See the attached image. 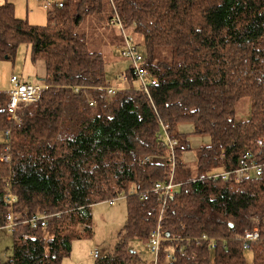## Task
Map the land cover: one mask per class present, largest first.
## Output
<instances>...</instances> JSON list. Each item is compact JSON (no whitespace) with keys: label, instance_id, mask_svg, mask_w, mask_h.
I'll list each match as a JSON object with an SVG mask.
<instances>
[{"label":"trees","instance_id":"1","mask_svg":"<svg viewBox=\"0 0 264 264\" xmlns=\"http://www.w3.org/2000/svg\"><path fill=\"white\" fill-rule=\"evenodd\" d=\"M65 1L47 10L44 25L18 17L12 2L0 1V60L15 59L26 44L32 61L46 67L37 80L46 85L41 99L21 113V124L8 119L9 97L0 90V153L6 144L11 148V160L0 159V225L9 212L8 192L16 196L21 220L50 215L45 228L19 223L14 231L1 230L12 233L13 243L0 264H61L73 241L93 236V206L119 198L125 199V222L118 242L94 264H144L130 242L148 247L162 208L165 239L156 264H264V176L238 180L234 174L247 148L264 161V145L255 142L264 139V0ZM117 15L157 81L150 96L128 88L108 99V58L77 30L94 16L118 30L121 52L123 34L112 24ZM167 49L171 56L163 59ZM125 72L136 86L130 66ZM245 99L250 112L240 120L236 104ZM160 121L178 141L176 186L164 205L161 192L152 191L172 174ZM185 124L192 132L181 131ZM191 136L210 141L195 148ZM223 170L230 172L226 178L210 176ZM253 218L261 236L245 249L243 235Z\"/></svg>","mask_w":264,"mask_h":264},{"label":"rangeland","instance_id":"2","mask_svg":"<svg viewBox=\"0 0 264 264\" xmlns=\"http://www.w3.org/2000/svg\"><path fill=\"white\" fill-rule=\"evenodd\" d=\"M26 1V0H25ZM42 3V2H41ZM36 0H29L27 2L29 15L32 16L36 24H47V10L43 3ZM26 2L23 4L25 8ZM20 10V8H19ZM106 23L97 20L96 17L91 16L84 21L78 28V32L84 34L88 41H90L94 49H100L108 58L107 72L109 76V83L115 86H120L117 76L120 72L125 71L130 66V61L123 57L119 44L121 42V35L116 28H106ZM134 38L139 42L141 36L133 33ZM139 49L142 50L141 46ZM169 51L161 50L160 57L169 59L171 56V49ZM16 74L23 77L24 80L31 82L37 81V77L44 75V70L38 61L33 63L30 56V49L26 44H21L17 50L15 59L0 60V87H10V77ZM42 74V76H41ZM129 84V82H128ZM131 86V85H130ZM251 100H240L236 104L237 119H246L250 112ZM25 111V109H24ZM186 128H191L187 125ZM207 136H197L192 138L191 142L195 148L207 143ZM0 141H2V134L0 133ZM206 145V144H205ZM191 156V162H195L196 155L194 153H187ZM194 168V165H192ZM93 236L91 238H82L73 241L71 254L63 258L61 264H93L94 257L93 250L99 252V256L106 254L108 251L114 249L118 242V233L123 228L125 222V199H118L113 202L99 203L93 207ZM3 235H5L3 237ZM13 237L11 232L0 233V258L2 260L8 259L12 254ZM131 247L140 251L144 264H152L154 256L149 251L147 244L144 241L133 240L130 242ZM252 252L246 251V258L250 263L252 261Z\"/></svg>","mask_w":264,"mask_h":264},{"label":"built area","instance_id":"3","mask_svg":"<svg viewBox=\"0 0 264 264\" xmlns=\"http://www.w3.org/2000/svg\"><path fill=\"white\" fill-rule=\"evenodd\" d=\"M43 3V6L46 10H51L53 5L56 4L59 8L63 7L65 0H39ZM112 24L117 25L123 34L124 43L121 46V54L123 57L127 58L130 61V68L134 78L136 79V86H130L128 84V77L125 71H122L117 78L120 82V86H115L114 84L109 83L106 89V96L108 99H111L116 92L123 89L134 88L137 91L144 92L146 95L150 96V89L152 86L156 85V79L149 73L145 67V57L143 53L138 50L137 46L133 41V37L128 31L125 30L124 23L122 19L117 15L113 20ZM10 87L5 91L8 94V101L6 104L7 117L9 120L13 121L15 124H21V113L24 109L28 108L30 105L36 104L42 96V92L46 85L39 81H28L14 74L10 78ZM79 89V88H78ZM161 122V121H160ZM162 131L159 134V139L162 142L163 146L169 147L170 153L168 159L172 160V174L170 180L166 184L156 183L152 191L161 192L163 205L166 202L167 197L172 193L176 184L173 182V175L175 169V147L178 144V141L173 138L169 133L168 125H165L161 122ZM11 134L10 130L5 131V137L9 138ZM256 144L262 147L264 145V139L259 137L255 140ZM155 157L153 155L145 157L142 162L151 161ZM0 159L4 162H9L11 160V148L9 144L4 145L0 153ZM230 172L223 170L216 174H210L212 177H222L226 178ZM235 177L240 180L245 177L259 178L264 176V161L259 160L250 148L244 150L241 155L238 166L234 170ZM149 195V191L141 193V198L146 199ZM124 198V195L121 197ZM120 199V198H119ZM4 200L9 207V212L6 215L5 223L0 225V231H14L19 223L29 224L32 228H45L48 224L49 214H35L30 218L20 219L18 215L14 212V204L16 202V196L13 193L8 192L4 195ZM163 208L160 211L159 220L157 226L151 232L148 249L154 256V263L156 264L160 249L161 243L165 239V235L162 230L161 218L163 214ZM261 236L259 220L253 218L251 220L250 227L247 228L243 235V247L249 249L251 245L258 241ZM202 238L208 239L206 235ZM212 243V247L215 246L216 239H209ZM94 259H98L99 252L97 250L92 251ZM169 259L175 258L174 249H170L167 252Z\"/></svg>","mask_w":264,"mask_h":264},{"label":"crops","instance_id":"4","mask_svg":"<svg viewBox=\"0 0 264 264\" xmlns=\"http://www.w3.org/2000/svg\"><path fill=\"white\" fill-rule=\"evenodd\" d=\"M0 1H4V0H0ZM8 1H10V2H12L13 4H14V6H15V12H16V15L18 16V17H20V18H27L28 20H29V22L31 23V24H36V23H38L37 21H35V19L31 16L30 17V15H29V9H28V5H27V2H29V0H8ZM36 1H38V2H40L39 0H36ZM24 2H26V4H25V8H23V4H24ZM41 3V2H40ZM42 4V3H41ZM19 8H20V10H19ZM46 24V23H45ZM36 25H40V24H36ZM44 25V24H43ZM39 62V64L41 65V67H42V69L44 70V75L42 76V74H41V76L42 77H40V78H43L44 76H45V74H46V67H45V64L42 62V61H38ZM33 63H35V62H33ZM14 75V74H13ZM11 78V77H10ZM21 78H23V77H21ZM24 79V78H23ZM37 79H39V77H37ZM8 88H1L0 87V90L1 91H6ZM187 125H190V124H185V125H181L180 126V128H181V131L182 132H192V130H193V127L191 126V128H186L187 127ZM194 137H197V136H191V140H192V138H194ZM209 141H210V139H209V137H208V139H207V143H205V141L204 142H202L203 144H208L209 143ZM192 143V142H191ZM187 160H189L190 161V159L192 158L191 156H189V155H187ZM94 207V206H93ZM93 210V209H92ZM92 228H93V224H92ZM94 230V229H93ZM2 233H5V232H2ZM5 235H3V237H4ZM94 262H95V260H94ZM94 264V263H93Z\"/></svg>","mask_w":264,"mask_h":264},{"label":"water","instance_id":"5","mask_svg":"<svg viewBox=\"0 0 264 264\" xmlns=\"http://www.w3.org/2000/svg\"><path fill=\"white\" fill-rule=\"evenodd\" d=\"M166 235H169L168 233H166Z\"/></svg>","mask_w":264,"mask_h":264},{"label":"bare ground","instance_id":"6","mask_svg":"<svg viewBox=\"0 0 264 264\" xmlns=\"http://www.w3.org/2000/svg\"><path fill=\"white\" fill-rule=\"evenodd\" d=\"M258 152H260V151H258ZM260 156V155H259Z\"/></svg>","mask_w":264,"mask_h":264}]
</instances>
